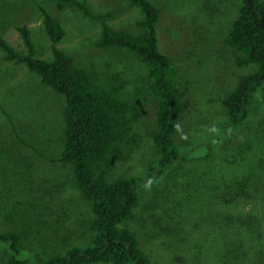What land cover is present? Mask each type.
Masks as SVG:
<instances>
[{"label":"rangeland","instance_id":"rangeland-1","mask_svg":"<svg viewBox=\"0 0 264 264\" xmlns=\"http://www.w3.org/2000/svg\"><path fill=\"white\" fill-rule=\"evenodd\" d=\"M84 1L107 14L113 29L139 33L142 16L126 0ZM149 1L159 10L157 47L169 58L181 94L172 139L185 160L140 184L138 205L120 227L135 235L150 264H264V92L256 94L257 104L236 132L222 127L207 140L228 120L222 98L255 71L252 64L238 65L241 54L224 42L238 0ZM40 7L64 30L57 47L100 84L117 88L125 103L136 143L125 159L106 167V177H142L156 160L149 133L157 99L147 66L125 49L96 48L99 24L72 7L57 9L52 0H0V36L23 50L16 31L23 25L36 57L49 59ZM3 56L0 50V231L16 233L19 258L29 260L85 246L90 203L75 188L70 165L56 161L63 98L25 65ZM9 255L0 244V264Z\"/></svg>","mask_w":264,"mask_h":264},{"label":"trees","instance_id":"trees-1","mask_svg":"<svg viewBox=\"0 0 264 264\" xmlns=\"http://www.w3.org/2000/svg\"><path fill=\"white\" fill-rule=\"evenodd\" d=\"M57 9L72 7L100 26L94 46L121 48L131 52L147 66L149 86L157 99L155 127L149 133L156 160L143 169L142 177H106V167L125 159L136 143L126 106L117 88L100 84L97 78L75 65L73 57L57 47L64 35L60 23L40 7L43 32L50 44V58L36 57L29 30L16 27L23 50L12 47L0 36L4 60L23 64L63 98L62 144L56 161L69 164L74 186L90 203L89 244L71 246L63 252L35 255L33 260L19 258L20 246L13 231H0V244L10 255L1 264H150L138 248L135 235L120 227L132 216L139 202V186L161 178L177 162L184 161L182 149L172 139L175 122L182 112L181 94L171 78L169 58L157 47L155 25L159 10L149 0H126L142 18L138 34L113 29L108 15L93 11L84 0H52ZM225 44L239 52L240 66L252 64L255 71L241 76L222 98L228 120L207 139H215L222 127L237 131L249 111L257 104L256 94L264 92V2L238 0L237 15L224 38ZM214 127V126H213ZM203 144L196 141V149ZM191 148L190 153H193ZM149 182V183H148Z\"/></svg>","mask_w":264,"mask_h":264}]
</instances>
